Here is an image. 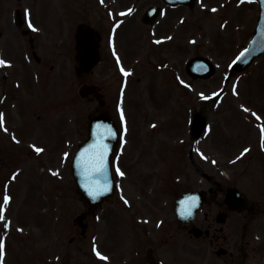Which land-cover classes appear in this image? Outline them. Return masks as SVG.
Masks as SVG:
<instances>
[{
    "label": "rangeland",
    "instance_id": "1",
    "mask_svg": "<svg viewBox=\"0 0 264 264\" xmlns=\"http://www.w3.org/2000/svg\"><path fill=\"white\" fill-rule=\"evenodd\" d=\"M47 5L50 6L48 15L45 14ZM147 5H161V0H0V52L6 63L0 67V78L6 73L9 61L20 59L25 65L17 71L14 67L13 75H38L37 68L25 60L32 59L30 50L28 54L18 51L21 46L16 51L21 39L17 37L13 13L19 8L35 39V52L46 70L51 63L56 68L54 77L67 72L70 80L76 82L75 98L68 96L64 101L60 92L52 99H42L37 87L40 99L35 105L30 103L26 109L23 102L19 106L35 131L42 128L37 141L31 142L21 135L26 124L18 123L14 127L16 121H11L18 117L19 111L12 109L11 90L4 96L0 79V114L6 120L0 126V209L4 216L0 220V241L6 252L3 264H20V257L23 264L28 261L30 264H91L88 251L93 244L92 236L95 243L104 240L108 249H114L122 237L125 220L168 218L170 204L172 211L174 198L184 194L183 190L207 192L215 189L216 183L223 191L236 186L258 202L259 212L250 225L254 251L248 264H264V57L244 73L226 81L232 61L252 35L258 6L243 0H196L192 10L179 8L171 15L174 32L185 31V38L174 35L170 42L157 45L153 43L157 40L155 35H166L158 29L159 24L151 30L155 35L150 37L147 27L139 22ZM123 14L127 16L120 17ZM181 17L184 22L179 25L177 19ZM115 19L125 20L121 32L116 34L115 47L119 51L124 49L123 58L136 70L124 87L126 97L121 108L128 118L131 134L128 151L125 149L129 170L127 178L121 179L122 190L117 197L97 211L95 221L91 217L87 219L91 228L81 236L73 220L85 211V206L74 193L70 175L65 171L68 165L64 169L60 157L49 154L47 140L54 130L47 129L48 120L43 126L39 123L53 110L63 111L65 105L71 110L69 102L74 100L79 144L86 136L87 115L95 107L78 96L80 87L112 82L113 95L109 99L114 107L118 89L116 72L115 77H109L104 60L92 75L76 77L73 35L78 24H90L101 33L104 48V36ZM141 45L142 59L138 60L135 55ZM198 56L207 57L213 63L215 76L206 81H193L186 75L187 60ZM158 64L161 70L156 68ZM174 73L181 75L180 81L172 78ZM219 92L218 101H209ZM195 114L206 117L207 128L194 141L189 122ZM10 130L20 140L18 145L10 143ZM27 142H31V148ZM138 143L142 163L141 153H137ZM147 155L152 157L154 167ZM139 173L145 177L142 181ZM10 174L16 177L6 191ZM2 194L8 195L9 203L3 202ZM154 201L158 204L151 216ZM216 210L215 205L206 204L202 214L210 222ZM230 226V222L225 226L227 233H231ZM130 229L135 236L134 227ZM239 229L240 225L236 235Z\"/></svg>",
    "mask_w": 264,
    "mask_h": 264
},
{
    "label": "flooded vegetation",
    "instance_id": "2",
    "mask_svg": "<svg viewBox=\"0 0 264 264\" xmlns=\"http://www.w3.org/2000/svg\"><path fill=\"white\" fill-rule=\"evenodd\" d=\"M158 29L166 35L160 36L162 42L157 45L170 42L171 40L166 41V39L168 36L173 37L175 25L168 13L160 21ZM141 51L142 45L135 55L138 60L142 59ZM104 59L108 65L107 75L109 77H115L114 56L112 57L110 52H105ZM121 59L125 67L132 69L131 65L122 55ZM136 62L138 63V61ZM21 63V59L13 60L12 66H21ZM133 70L135 69L133 68ZM12 71V67L7 68V72L10 74L4 76V84L9 83V89L13 94L10 101L13 102L12 109H15V112H24L23 108L19 110V106L23 102L26 109H28L30 103L35 105L36 101L40 99L36 94L37 87L39 88L42 99H46L47 95H44L43 91L46 87L50 86L49 84H46L41 79L39 82L38 75H11ZM50 71H52V66L50 67ZM116 82L118 83V80ZM111 85L112 82H108L101 90L102 99L105 102L104 107L100 108L94 98H90V100L96 104L97 114L108 111L113 115V119L116 120L108 98V90L110 91ZM46 120H48L47 129L54 130L52 137L49 136L47 140L49 154L60 157L59 161L62 157L66 160L72 147H76L77 145L76 119H72V115L68 114L67 108L64 106L63 111L56 109L50 112L48 117L43 119L39 124L43 126ZM11 121H16L14 127H17V124L22 120L15 117ZM25 121H28V118ZM33 133H35V130ZM67 138H69V141ZM121 140L124 142L123 149H120V153L117 155L115 166L122 172H126V169H129V165L125 159L126 144L124 131L121 134ZM52 142L54 143L53 145H51ZM68 143L69 146L67 145ZM134 184L136 185L135 181ZM220 191L222 190L220 189ZM207 203L208 205H215L218 213L226 215L224 225L217 223L216 220L207 222L205 215L203 219L197 218L192 225L180 224L175 219L168 220V222H158L156 219H138L122 226V238L118 240V246L114 247V249H108L105 246L104 240L95 243L94 237L92 241L93 250L92 252L88 251V258L91 264H248L254 251L250 228L253 219L247 224L244 235L241 237V229L245 221L238 222L237 219L242 214L228 212L218 197L214 202L209 201ZM255 205L257 214L259 207L258 204ZM229 222L231 223V233L225 231V226ZM205 223L206 230L209 232L208 235H202L200 237L190 235L189 232L192 227H205ZM239 225L240 234L236 235ZM127 227H134L135 236H133V240H127L128 235H125ZM140 232H143V234L138 235ZM217 252H220L219 256L216 255Z\"/></svg>",
    "mask_w": 264,
    "mask_h": 264
},
{
    "label": "water",
    "instance_id": "3",
    "mask_svg": "<svg viewBox=\"0 0 264 264\" xmlns=\"http://www.w3.org/2000/svg\"><path fill=\"white\" fill-rule=\"evenodd\" d=\"M256 1H258L260 6L258 25L255 29L254 36L248 49L242 53L237 62L234 64L232 70L233 72L244 70L257 56L264 54V0ZM18 17L19 15L17 13V20ZM18 24H20V22H18ZM75 38L76 59L79 60L80 65L77 73L80 74L81 72H88L99 60V35L90 27L78 26ZM189 68H192L194 78H209L214 72L210 63L204 58L191 61ZM89 90L90 89L86 86L82 87L80 95L85 97ZM98 119L102 120L100 118H94L91 121L92 125L91 123L89 124V137L82 145H80L79 151L72 161L73 177L77 185V193L81 197V200L88 203L90 207H95L101 204L104 200L112 197L113 195V180L108 170V162L104 163V169L106 171H102L101 176L99 175V177H97L95 174L91 173L92 175L87 178L83 175V170L86 165L83 160V155L90 154V150L93 149L97 141L102 142V146L106 150H109V154L112 153V148L116 143L115 138H113V141H110V139L102 137L105 134H110L113 129L112 127V129L107 127H103L100 130L97 128L92 129L94 123L100 122ZM203 120L204 119L198 116L195 118L193 126L194 138L199 136L201 130L203 129ZM105 154H107V152H105ZM86 158H88V156ZM86 162H88V160H86ZM89 181L90 185H88ZM192 196L193 195H186L181 201L184 199L187 200ZM182 209L183 206L179 209L180 214L182 213ZM81 219V216L78 217L76 222L80 223Z\"/></svg>",
    "mask_w": 264,
    "mask_h": 264
},
{
    "label": "snow or ice",
    "instance_id": "4",
    "mask_svg": "<svg viewBox=\"0 0 264 264\" xmlns=\"http://www.w3.org/2000/svg\"><path fill=\"white\" fill-rule=\"evenodd\" d=\"M213 11H215V9H213ZM5 64V61L0 59V65H4ZM122 119H123V115H122ZM3 124V117H2V114H0V126H2ZM37 151H42L41 149H37ZM247 151V149L245 150ZM8 202V197H5V203ZM4 219V216H3V210L0 209V220H3ZM3 248H4V245H3V242L0 241V260H2L3 258Z\"/></svg>",
    "mask_w": 264,
    "mask_h": 264
},
{
    "label": "bare ground",
    "instance_id": "5",
    "mask_svg": "<svg viewBox=\"0 0 264 264\" xmlns=\"http://www.w3.org/2000/svg\"><path fill=\"white\" fill-rule=\"evenodd\" d=\"M48 13H49V8H46L45 9V14L48 15Z\"/></svg>",
    "mask_w": 264,
    "mask_h": 264
}]
</instances>
